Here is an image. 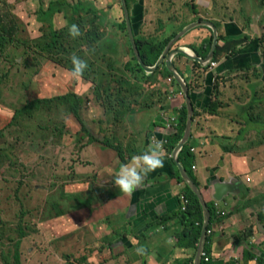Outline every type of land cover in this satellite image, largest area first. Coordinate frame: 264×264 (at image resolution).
Here are the masks:
<instances>
[{"label":"rangeland","instance_id":"obj_1","mask_svg":"<svg viewBox=\"0 0 264 264\" xmlns=\"http://www.w3.org/2000/svg\"><path fill=\"white\" fill-rule=\"evenodd\" d=\"M55 1L58 0H0V23L10 27L12 34V37L6 35V47L0 46V264H15L18 244L21 264H132L127 252L115 246L107 248L116 237L111 236L112 240L108 241L109 238L99 232L100 209L94 206L96 200L91 204L84 190L87 182L78 176L82 175L81 170H88L90 164L96 165L89 148L98 142L89 143L88 135L70 113V105H65L60 98L69 94L81 97V120L91 136L99 141L104 138L113 141V134L112 143H117L128 157L134 151L141 152L144 137L140 138L138 132L142 129L146 133L151 120L175 94L184 103L183 95L172 82L173 88L164 97L165 85L157 77L160 73H154L152 80L143 78L139 72H135L134 77L124 68L132 58L127 34L120 29L123 16L119 0H66L71 5H82L78 24L82 35L76 39L66 31L68 21L64 13L54 15L52 22L39 18L40 10H47ZM204 1L207 4L199 1L196 6L197 0H148L142 35L148 41L161 42L162 30L170 24L186 26L190 22L212 21L218 24L217 34L223 24H233L237 25L241 36L260 40L258 54L264 60V0ZM12 21L21 33H15ZM199 29H204L205 33ZM54 31L63 33L57 36L65 49L60 55L44 50V45L52 41ZM192 31H197L198 34H194L199 36L190 37L194 43L188 48L199 50L196 47L199 39L207 41L212 37L204 27ZM192 31L188 34L192 35ZM222 37H225L223 32L218 34V41ZM179 46L177 43L175 47ZM73 53L88 63L82 80H73L68 75ZM184 62L189 68L185 69L186 73L182 72L183 76L188 83L192 82L191 87L201 91L204 73L191 62ZM257 68L261 70L260 66ZM99 70L103 81L109 79L106 74L110 71L118 74L116 81L124 85L123 93L130 92L136 85L144 88L132 101L133 107L123 110L120 119V113H114L117 109L104 113V93L99 99L95 98L93 83L101 77H93L92 72ZM254 73H243L244 81L239 83L237 79L226 82L233 84L229 89L231 93L225 99L217 96L221 106L213 125L232 124L235 118L237 131L239 127L244 129L242 111L252 117L255 124L249 123V132L242 142L235 141L236 133L227 135L236 146L232 153L245 158L251 166V172L245 174V183L249 180L250 184L252 178L258 176L253 186L264 195V130H260L264 129V84L255 76L258 72ZM40 99L52 100L36 104ZM238 112L239 116L233 118L231 114ZM163 119L174 127V116ZM206 121H200L199 126L206 129ZM72 184L75 188H71ZM84 203H90V208H85ZM252 216L258 225L259 213Z\"/></svg>","mask_w":264,"mask_h":264},{"label":"crops","instance_id":"obj_2","mask_svg":"<svg viewBox=\"0 0 264 264\" xmlns=\"http://www.w3.org/2000/svg\"><path fill=\"white\" fill-rule=\"evenodd\" d=\"M199 1L201 3L205 2L204 0H197L198 4H195L196 6H199ZM145 2L148 3V0H141V23H143V27L139 34L143 37H146L142 35L146 24V17L144 16L146 14ZM179 25H167L162 30L163 34L175 32L174 30H176V33L180 32L185 26H182L183 24ZM232 26L237 28V25L223 24L222 31H218V34L223 32L225 36L231 35L230 27ZM199 30L203 34L205 33L204 29ZM195 32L192 35L187 34L178 44L181 47H189L194 43L192 39L190 40V37L199 36L195 35L198 34ZM206 33L208 35L207 31ZM201 40L202 38L196 44L197 48H200ZM257 55L259 58L260 54ZM174 61L175 58L173 64ZM223 63L224 61L216 64L213 69H207L201 81V91L196 89L195 86L193 87V93L197 97L195 100L197 112L201 113L200 110L206 105L212 94L215 95V90L217 96L224 97V99L230 95L231 90L229 89L233 84H227L228 80L237 79V83L244 81L242 79L243 73L238 72L240 67L236 62H232L231 66L235 72L227 76H225L227 73L224 71L226 68L221 69ZM186 65V68H189V64ZM181 68L179 70L186 73L185 68L183 66ZM218 68H220L219 71H221L223 77L219 80L212 79V88H210L207 76L213 74L212 78L213 76L217 78L216 71ZM189 83L192 84L191 81ZM245 88H248V86ZM208 89L211 92L210 97L208 96L209 93L206 92ZM218 93L220 94L218 95ZM175 95L173 98L168 99V104L160 109L154 120H151L146 133L142 129L138 132L140 138L144 137L141 143V152L148 149L153 142V138L163 141V136L171 133L169 129L171 125L163 118H167L169 115L176 118L177 110L179 111L184 105L182 98ZM231 115L233 118L234 116L238 117L239 112ZM217 116L218 114L214 117L197 116L198 118L196 117L192 122L189 141L193 151L191 153L194 156L191 172L198 183V187H196L199 189L204 203L209 202V204L214 205L215 209V217L210 229L212 256L226 264H255L245 262L244 253L248 250V246H252V250L259 252L260 255L264 254V228L260 225L259 228L252 216V214L264 212L262 211L264 209L262 208L264 207V195L258 191L256 185L253 186V182L258 176L252 178L253 182L250 184L245 183V174L251 172V166L245 158H239V155L232 153L235 152L236 146L233 145L234 140L231 143L232 138L227 133H236L238 121L234 118L232 124L222 122L214 127L213 123ZM200 121H206L205 125L208 127L203 129L199 126ZM243 140L244 138L240 142ZM98 144L91 145L89 148L91 158L95 160L96 165L90 164L89 169L81 170L82 173L80 174L82 175L78 176H82L87 182V187L84 190L85 194L90 197L91 204L96 200L94 206L98 205V209H100L102 223L99 232L104 237L109 238L108 241L116 237L113 242H118L114 246L127 252L128 256L132 257V264H139L141 256L135 254V249L142 246L150 251L151 258L156 260L158 264H166L167 261L174 260L176 253L183 255V252L174 249L177 242L174 235L178 234L179 236L182 231L178 220H173L167 226L160 227L157 230L152 229L161 218L178 214L183 210L185 184H178L173 179L175 171L179 174L176 166L170 167L168 159L164 158L163 167L150 173L145 179L144 185L128 197L123 193H119L114 185V176L121 165L117 153ZM230 183H232L231 187L226 188L225 186ZM71 188H75L73 184ZM260 194L263 196L257 197ZM259 198L262 201L255 202ZM91 204L84 203L83 206L90 208ZM105 220L106 222H104ZM148 228L150 230L146 235L149 237L144 243L139 244L136 237L144 234ZM164 229L167 231L164 232ZM253 231H256V234ZM111 236L112 238H110ZM258 245L260 248H257Z\"/></svg>","mask_w":264,"mask_h":264},{"label":"trees","instance_id":"obj_3","mask_svg":"<svg viewBox=\"0 0 264 264\" xmlns=\"http://www.w3.org/2000/svg\"><path fill=\"white\" fill-rule=\"evenodd\" d=\"M136 2V10L138 8V11H136L135 16H133V21H132V29L135 32V28H137V26H139L141 24V17H142V3L141 0H134ZM202 4H207L206 2L202 3ZM82 7V5L80 3H76L74 5L69 4L66 0H58L55 2H51L49 4V7L47 10H40L39 13V18L41 19L42 17H45L46 20H48L49 22H52V18L54 15L58 14V13H64L65 18L68 21V29L66 31L69 30V27L72 24H76L78 25L80 23V13L79 10ZM1 16V14H0ZM135 22V23H134ZM12 25L13 28L15 29V33H21L19 28L17 27V25L12 21ZM11 25V27H12ZM217 25L215 23V28H217ZM125 30V26L124 23L120 24V29ZM10 27L6 26V25H2L0 23V46H3L4 48L6 47L7 43H5L6 39V35L10 34V37H12L11 32L9 31ZM218 29V28H217ZM231 30V35H226L225 37H222L221 41H218V46L216 48L215 51V55H214V59L212 61L213 64H220L222 61H224L223 65L221 66V69H225L224 71H226V75H231L232 73H234L235 71H233L232 66V62H236L239 65V71L240 73H246L247 71H252L255 73L258 72L257 75H255L256 77L260 78V83L264 84V60H262L261 56H259L258 58V53L260 50V40H249L247 37L245 36H241V32L238 30V28L232 26L230 27ZM97 33V32H96ZM63 33L58 32V31H54V33H52L51 38L52 41L48 44L44 45V50L46 52H50V53H56L57 55H60L62 53L65 52V49L63 48L62 45L59 44L58 40H57V36L62 35ZM98 34V33H97ZM127 34V32H126ZM136 34V33H135ZM176 31L172 32V33H168L167 35L164 34L163 35V40L161 42H151V41H156L155 39H150V41H148V39H145V37L139 35H135V42H136V46L137 49L139 51V56L142 60V62L148 66V67H152L155 65V63L158 61L159 57L161 56L164 48L166 47V45L168 44V42L176 35ZM173 36V37H172ZM139 37V38H138ZM165 37V38H164ZM172 37V38H171ZM207 40V39H206ZM127 43L129 45V52L131 55L132 60L130 62H126L124 65V68L127 69V71L131 72L134 77H136V73L139 72L141 74V76L143 78L149 79V78H153L152 80L155 79V77H153L154 73H156L155 75H157L158 73H160L161 75H158L157 77H159V79H162V82L164 83L165 87H164V97L167 95V92L173 88L172 82L175 86L178 87V85L176 84V82L174 81L172 75L166 70L164 64L159 66L157 68V70L152 73L151 75H147L145 74L139 67L137 60L133 54V51L131 49V45L128 39V35H127ZM212 45V37L209 38V40L205 41V39L202 40L201 42V47L199 50L197 49H193L192 47H190L197 55L198 57H200L201 59H205L210 51ZM101 49H104L101 47ZM184 61H189L186 57L182 56V55H178L175 57V61H174V66L177 70V72L182 76V78L186 81L187 83V87L189 90V95L191 97V102H192V106H193V110H194V117L193 120L199 116V115H206L209 117H214L217 115L218 110L220 109V102H218L217 100V94H216V90H215V95L212 94L211 98L207 101L206 105L200 110L201 113L197 112L196 108H195V100H196V95H194L193 90L194 88L191 87V84L188 83V79H186L185 76H183V73L179 70L178 66H183L185 69L186 68V63ZM261 62H262V66H261ZM193 66L195 68H197V70H201L204 74L207 71V69H202L198 64L193 63ZM186 65V66H185ZM261 67V72L258 70L257 67ZM112 67V66H111ZM110 67L111 71L112 68ZM160 70V71H158ZM220 68L217 69L216 73H217V78H215V76L212 75H208V80H209V85L210 88L211 87V80L212 79H221L223 76H221V71H219ZM101 70H99L97 73H93V77H97L100 76L101 78H99L96 83H93L94 85V91L96 93L95 98L99 99L102 95V93H104V103L103 106L106 108V111H104L105 114H107V110L112 109V112L117 109L114 113H120V115L118 116L119 119L123 117V110L127 109V108H132L133 104L132 101H134V99H136V97H139L138 95H141V91L144 88H141V85H136L134 86L135 82H132L131 84L134 86L132 87L130 92H126L124 91V93L122 92V89L124 85L122 84H117L116 80H119L116 73H110L108 72L106 75L109 77V79L107 81H103V74L100 73ZM136 72V73H135ZM254 73V74H255ZM261 73V76H260ZM221 76V77H220ZM89 78V77H88ZM125 81L127 82L126 77ZM140 79H142L141 77H139ZM170 80V82L168 81ZM100 82V83H99ZM159 84V83H158ZM114 86V87H112ZM127 86V85H126ZM102 87V89H101ZM139 88V89H138ZM179 88V87H178ZM166 92V93H165ZM208 94V96L210 97L211 92H209V89L206 91ZM207 97V98H209ZM213 98V100H212ZM63 103L69 104L70 108L69 111L70 113L73 115V117L76 119V121L81 125V130L85 131L86 134L88 135V140L89 143H93V142H98L101 145L108 147L110 149H112L113 151H115L117 153L118 158L121 161V164L127 163L129 162L130 158L133 155H139L142 154L143 152H138V151H134L132 154H130L128 157H126L125 154V150H123L122 148L118 147V144H114L112 143L114 141V135L112 134L111 136V140L104 138V141H98L96 138L92 137L91 134L88 132L87 128L83 125L82 120H81V110H82V100L81 97L77 98L74 94H69V95H65L63 97L60 98ZM133 99V100H132ZM52 99H43V100H38L36 101V104H41L45 101H51ZM167 103V100L161 105L164 106ZM136 105V104H134ZM160 107V108H161ZM242 109V108H241ZM245 110V109H243ZM25 111H22L21 113H24ZM243 114L240 116L241 119H243V124H244V129L239 127V130L236 131V138L235 141L236 142H240L245 135L249 132V128L248 125L249 123H254V120L252 119V117L248 116L244 111H242ZM248 117V120H247ZM186 119H187V112H186V108L185 105H183L181 111L177 112L176 118L174 117V122L173 125L174 127L171 128L170 126V134H166L165 136H163V147L165 149V155L164 158L168 159V162L170 164V167H174V163L173 160L171 158L173 151L175 150L177 144L180 142V140L183 137L184 131H185V126H186ZM110 128V126L107 127L106 130H108ZM248 129V130H247ZM258 130V129H256ZM260 130H264V129H260ZM257 132V131H255ZM178 164H180V166L186 171L187 175L189 176V178L192 180V182L198 187V183L196 182L191 169L192 166L194 164V156L191 153V146L189 143H187L184 148L182 149L181 153L179 154L178 157ZM173 179H175L176 183L178 184H183L179 174L177 173V171H175V173L173 174ZM248 184V183H246ZM184 197L183 200L186 202L185 205V209L184 211H180L178 214H173L171 216H166L161 218L157 224L154 226V228H152L153 230H157L160 227H165L167 226V224L173 220H178L179 224L182 227V231L181 234L178 236V234L174 235V238L176 239V246L174 249H176V251L178 252H183V255H178L176 253L174 260L172 261H167L172 264H193L194 261V257L196 255L197 252V246L199 243V239L201 237V230H202V225H203V214H202V210L200 207V204L197 200V198L192 194V192L186 187L184 186ZM262 200L256 199L255 202H261ZM264 201V200H263ZM206 207L208 209V212L210 214V224L208 226L207 232H211V226L213 225V218L215 217V209H214V205L209 204V202L206 201ZM184 208V207H183ZM258 227L259 225L262 226V228H264V212H262V214H259L258 218ZM260 228V227H259ZM150 230V228H148L146 230V232L144 234H141L140 236L136 237V239L138 240L139 244L144 243V241L149 237L146 235V233ZM167 231L164 229V232ZM23 236L24 234L21 233ZM118 241H115L113 243H111L110 245H108V249H113V246L117 243ZM211 234H207V238H206V243L204 246V250H203V254L205 255V257L208 259L209 263H205L203 261L202 258V262L201 264H226L221 260H217L216 258H214L212 256V252H211ZM19 245V244H18ZM17 245V249L15 252V264H21L20 261V254L18 252V246ZM143 247V246H142ZM145 249V254L143 256H141V260L139 261V264H158V262L156 260H153L151 258V254L150 251L146 248L143 247ZM252 246H248V250L244 253V258H245V262H249V263H255V264H264V254H259V252H256L254 250H252ZM189 252V253H187ZM168 264V263H166ZM236 264V263H235Z\"/></svg>","mask_w":264,"mask_h":264},{"label":"water","instance_id":"obj_4","mask_svg":"<svg viewBox=\"0 0 264 264\" xmlns=\"http://www.w3.org/2000/svg\"><path fill=\"white\" fill-rule=\"evenodd\" d=\"M123 11H124V17H125V25L127 29V35L128 39L131 45V49L133 51V54L137 60V63L140 67V69L147 75L154 73L157 68L161 65L164 64L166 70L172 75L174 81L177 83V85L180 88V91L183 95L184 98V104L187 112V119H186V126H185V131L183 134L182 139L180 142L177 144L175 150L172 153V160L175 163V166L179 172V176L182 180V182L185 184V186L192 192V194L197 198L202 214H203V225H202V230H201V237L199 239V243L197 246V252L196 256L194 259L193 264H201L202 262V254L204 250V246L206 243V238H207V229L210 224V214L208 212V209L206 207V204L204 203V199L199 191V189L196 187V185L192 182V180L189 178L187 175L186 171L180 167L178 164V157L179 154L181 153L182 149L184 146L189 142L191 138V129H192V122H193V117H194V110L191 102V97L189 95V90L187 87L186 81L182 78V76L177 72L174 64H173V59L178 56L182 55L186 57L188 60H190L193 63L198 64L202 69H208L210 65L212 64V61L214 59L215 51L218 46V34L217 30L214 27L213 24H211L210 21L207 20H201V21H196L193 23L188 24L185 26L179 33L176 34V36L171 39L166 47L164 48L161 56L159 57L158 61L155 63L154 66L148 67L146 66L140 56H139V51L136 46L135 42V35L134 31L131 26V21L129 19V15L125 6V0H121ZM204 27L208 29V31L211 32L212 35V45L209 51L208 56L205 59H201L198 57V55L190 48L188 47H175L176 44L185 36L187 35L190 31ZM231 184H227L225 187L229 188L231 187ZM217 200V197L215 198Z\"/></svg>","mask_w":264,"mask_h":264},{"label":"clouds","instance_id":"obj_5","mask_svg":"<svg viewBox=\"0 0 264 264\" xmlns=\"http://www.w3.org/2000/svg\"><path fill=\"white\" fill-rule=\"evenodd\" d=\"M82 35L80 28L76 24L69 27V36L76 39ZM71 69L69 70V77L73 80H82L85 72L88 70V63L82 60L79 56L73 53L70 56ZM164 142L155 140L149 145L148 149L139 155H133L129 162L121 164L118 172L114 176V185L125 196L130 197L134 191L144 185L145 179L148 175L159 168L163 167L165 149ZM135 254L143 256L145 249L137 247Z\"/></svg>","mask_w":264,"mask_h":264},{"label":"flooded vegetation","instance_id":"obj_6","mask_svg":"<svg viewBox=\"0 0 264 264\" xmlns=\"http://www.w3.org/2000/svg\"><path fill=\"white\" fill-rule=\"evenodd\" d=\"M119 3H120V9H121V12H122V16H123L122 17L123 18L122 21L124 23L125 30H126L125 32H127L126 25H125L126 23H125L124 11H123L121 0H119ZM135 5H136V2L134 0H125V6H126V9H127L128 15H129V19L131 21V26H132L133 16H135L136 11H138V8L136 10V6ZM210 22L215 27V22H212V21H210ZM142 27H143V23H141L139 26H137V28L134 27L135 28L134 35H136V36L139 35V32L142 30ZM216 30H217V28H216Z\"/></svg>","mask_w":264,"mask_h":264},{"label":"built area","instance_id":"obj_7","mask_svg":"<svg viewBox=\"0 0 264 264\" xmlns=\"http://www.w3.org/2000/svg\"><path fill=\"white\" fill-rule=\"evenodd\" d=\"M211 67H216V64H211L210 65V67L209 68H211ZM173 122H174V119H173ZM193 170H194V168H193ZM246 183H249V180H246ZM185 205H186V202L184 201V208H183V211H184V209H185ZM207 234L209 235V234H211V232H207ZM202 258H203V261L205 262V263H209V261H208V259L205 257V255L204 254H202Z\"/></svg>","mask_w":264,"mask_h":264}]
</instances>
